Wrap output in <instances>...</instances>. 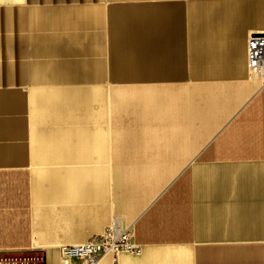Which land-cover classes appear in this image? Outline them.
<instances>
[{
  "label": "crops",
  "instance_id": "crops-1",
  "mask_svg": "<svg viewBox=\"0 0 264 264\" xmlns=\"http://www.w3.org/2000/svg\"><path fill=\"white\" fill-rule=\"evenodd\" d=\"M264 0H0V253L264 264ZM80 264L79 262H73Z\"/></svg>",
  "mask_w": 264,
  "mask_h": 264
},
{
  "label": "built area",
  "instance_id": "built-area-1",
  "mask_svg": "<svg viewBox=\"0 0 264 264\" xmlns=\"http://www.w3.org/2000/svg\"><path fill=\"white\" fill-rule=\"evenodd\" d=\"M247 65L253 77L264 82V31H256L249 35L247 42ZM61 263L99 264L110 257L116 262L121 252L140 253L142 248L134 240L133 224L122 227L117 219L106 228L103 234H98L82 244H66L60 246ZM13 261L3 258L0 264H41L44 257L14 256ZM17 259V260H15Z\"/></svg>",
  "mask_w": 264,
  "mask_h": 264
},
{
  "label": "rangeland",
  "instance_id": "rangeland-1",
  "mask_svg": "<svg viewBox=\"0 0 264 264\" xmlns=\"http://www.w3.org/2000/svg\"><path fill=\"white\" fill-rule=\"evenodd\" d=\"M14 255L11 254V253H8V252H2L0 253V260H2L3 258H5V260H8V261H13L14 260ZM17 260V259H15ZM75 264V263H73Z\"/></svg>",
  "mask_w": 264,
  "mask_h": 264
}]
</instances>
